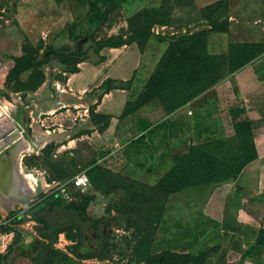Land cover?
Segmentation results:
<instances>
[{
  "label": "crops",
  "instance_id": "obj_1",
  "mask_svg": "<svg viewBox=\"0 0 264 264\" xmlns=\"http://www.w3.org/2000/svg\"><path fill=\"white\" fill-rule=\"evenodd\" d=\"M218 1L227 2V13L223 15L226 27L211 28L206 14L184 27L191 32L208 30L207 53L226 54L233 42H264V0H191L194 7L203 11ZM162 3L163 0H121L120 5L123 18L128 23L127 19L137 11L159 7ZM80 5V0L52 2L51 8H47L43 15L49 20L42 30L36 31L34 41L43 39L55 46L68 42L64 37L67 36L66 25L79 19ZM238 25L244 30H235ZM180 29L167 22L153 23L152 34L142 46L135 40L118 46H102L98 49L99 57L90 55L88 59L76 62L75 70L68 69L69 64L60 63L61 74L46 78L48 84L44 89L52 98L59 96L61 103L56 109L52 108L46 118L63 115L72 110V105H83V95L90 96L89 91L100 90L99 97L93 98L91 103L95 106L94 112L107 114V121L102 126L94 123L91 126L98 151L95 161H112L119 157L121 168H111L121 171L141 186L152 188L173 168L177 156L185 154L191 145L232 136L235 134V118L250 116L254 157L235 177L168 192L159 220V224L175 227L180 244L175 251L193 253L195 250L188 249L192 242L200 244L202 240H208L211 242L205 246V261L210 260V264H245L246 244L256 241L259 230L256 226L264 225V50L237 69L227 72L210 88L173 108L155 96L122 113L127 101L133 103L137 99L164 53L170 36ZM30 30L33 33L32 27ZM246 34L249 37H245ZM4 74L5 71L0 73L1 76ZM108 79L116 81V87L105 89L102 84ZM120 82L125 85H120ZM209 89L214 99L194 104L197 97L208 95ZM230 108L243 109L235 117ZM1 109L0 143L9 145L20 140L18 145L22 143L23 146L12 154L14 157L8 156V164L6 160L3 164L0 162V177L6 174L13 176L0 179V191L6 193L12 190L10 187L22 183L30 193L15 164L28 146L34 147L39 139L47 143L54 133L52 126H47L42 133L38 132L37 126H32L31 136H26L24 129L19 128L6 111L1 113ZM25 113L24 106L26 126ZM13 133H16L13 140L6 141ZM3 168H7V172ZM2 200L5 204L13 201L3 197ZM215 234L217 237H213ZM220 256L222 260L219 262L216 259Z\"/></svg>",
  "mask_w": 264,
  "mask_h": 264
},
{
  "label": "rangeland",
  "instance_id": "obj_2",
  "mask_svg": "<svg viewBox=\"0 0 264 264\" xmlns=\"http://www.w3.org/2000/svg\"><path fill=\"white\" fill-rule=\"evenodd\" d=\"M52 2L55 3L56 0H0V73L5 71L3 78L0 75L1 113L6 111L7 116L13 120L17 104H22L26 109V135L31 136L32 126H37L39 133L44 132L47 126H52L51 131L54 132L47 143L39 139L34 147L28 146L15 164L16 170L22 174L23 183L29 189L31 198L8 206L1 198L4 193L0 191V264H156L152 260L156 253L164 249L176 250L180 245L175 227L171 224H159L166 191L162 188L154 190L141 186L138 182L128 179L121 171L111 168H121V161L116 153L118 158H113L117 159H103L98 162L102 163L107 171H90L98 154L91 126L93 123L102 126L107 121V114L94 112L95 106L91 103L93 98L99 97L100 90L93 89L88 92L90 96L83 95V105H72L71 111L54 118H46L51 114V109H56L61 103L59 96L54 95L52 98L44 89L48 84L46 78L52 79L53 75L61 74L59 59L52 56L48 62L28 68L12 69L14 56L34 57L37 55L36 44L39 46L38 52L48 45L43 39L34 41V37L36 31L45 26L48 18L43 15L47 8H51ZM80 3L82 5L78 8L79 19L66 25L65 34L68 37L64 35L68 40L64 43L72 47L75 45L76 35L83 30L88 15L87 1L80 0ZM98 4L106 12V20L92 34L86 35L84 46L88 48L92 58L99 57L97 40L108 36H113L114 40L119 37L126 38L132 30L135 38L142 40L143 36L135 33L146 30L151 18L157 15L155 12H142L139 17L132 18L127 23L123 18L119 0H99ZM163 7L162 11L168 13L165 17L168 22L181 28L178 33L190 31L184 27L208 13L213 14L218 28L226 27V18L223 15L227 13V2L212 5L204 11L194 7L191 0H164ZM240 27L238 25L235 30H244V27ZM245 37L249 35L246 34ZM236 51L240 49L236 48ZM236 51L233 50V53ZM72 66L70 64L67 68L72 69ZM229 66L231 65L227 64L226 58L221 62H207V67L210 68L209 76L213 73L219 74L220 79L226 75ZM51 84L50 81V89ZM53 88L56 90L57 87L54 85ZM210 91L211 89L208 95L197 97L194 104L212 101L214 96ZM33 95L41 99L31 97ZM175 101H167V107ZM77 109H81L80 112H77ZM245 116L252 121L250 116ZM5 146L7 144H1L0 150ZM206 148L208 155L216 160L205 158L197 164L184 165L177 172L182 182L187 185L195 183L190 186H196L232 178L227 176L231 171L227 166L235 168L243 165L245 160L252 156L254 146L252 138L233 135L214 140ZM3 160L6 159L3 158L0 162ZM5 169L3 168V171L7 172ZM84 169L90 176L91 184L89 188L81 190L72 183L71 177ZM209 175L215 176L216 179L205 181L204 177ZM9 176L11 175L6 174L2 178ZM197 177L204 181L198 183ZM55 191L60 192V205L72 214L76 222L86 216L89 224L93 225L98 217L104 218L101 245L98 249L91 250L82 257L83 255H78L76 251L75 240L78 231L72 228L75 225L66 228H55L56 225H52L49 228L46 221L35 219V212L30 208L36 206L44 193ZM86 193H94L95 198L90 201L83 216L71 207V202H79L81 196ZM40 214L44 213L41 211ZM258 227L264 228V225L256 226ZM213 237H217V234ZM209 242L211 241L202 240L200 244L192 242L188 249L195 250L193 254L196 255L202 250H207L205 246ZM257 248H261V251L257 252ZM245 251V264H264V246L258 247L255 242H248ZM216 260L220 262L222 257ZM205 263L210 264V260L205 261V257L189 261V264Z\"/></svg>",
  "mask_w": 264,
  "mask_h": 264
},
{
  "label": "trees",
  "instance_id": "obj_3",
  "mask_svg": "<svg viewBox=\"0 0 264 264\" xmlns=\"http://www.w3.org/2000/svg\"><path fill=\"white\" fill-rule=\"evenodd\" d=\"M86 1L88 5V15L86 16L84 21L85 26L83 30L76 35L75 45L73 47L65 43L57 46L48 44L42 49L41 52H38L39 46L36 44L35 51L37 52V55H35L34 57H26L24 55L14 56L13 59L15 60V63L12 69L28 68L33 65L48 62L52 58V56H55L61 63L69 65L72 64L73 68L70 70H75L76 62L88 59L90 57V52L88 48H85L84 46L85 40L82 41L80 46H78L77 41L85 35L92 34L106 20V12L98 4L99 0ZM119 1L121 3V0ZM221 3L222 1H218L214 4V6L220 5ZM163 8V3L159 7L143 8L127 19L129 23L130 19L139 17L140 13L146 11H148L150 14H153V12H155V15L157 14L156 16L158 18H156V16H154V18H151L149 27L146 30L135 33L141 34L143 36L142 40H137L135 38V35L133 34L134 32L131 30L129 31V36L127 35L126 38L119 37L118 39L114 40L113 36H108L103 40H97V49L105 45L118 46L121 44L130 43L134 40L138 42L140 46H142L145 40L152 34L151 25L153 23H169L165 18L168 13L162 11L164 10ZM206 15L209 22L211 23V28H218V24H216L213 20V14L210 15L208 13ZM207 33L208 30L202 29L193 32L185 31L183 33L177 32L175 34H172L164 53L159 59L150 77L145 82L143 90L138 94L137 99L133 103L127 101L125 107L122 110V113L125 114L128 110L135 108V106L155 96H157L162 102L165 103H167V101L175 99L176 101L169 106V108H173L200 93L207 87L214 85L220 79L219 74L213 73L211 76H209L210 68L207 67L208 61L216 63L221 62L223 58H226L227 64L231 65L229 66L227 72H231L254 57L256 54L264 50V42H233L229 45V49L226 54H209L206 51ZM236 48L240 49V51H236ZM233 50H235L236 52L233 53ZM8 75L9 72L7 76ZM115 83L116 81L108 79L102 84V86L105 87V84H107L105 89H108L110 87H116L117 84ZM121 83L123 82H120L119 84L121 85ZM126 83H128V81ZM242 109L243 108H230V111L236 117L237 115H239V112H241ZM235 119L234 135H246L247 137L252 138L253 143V129L249 118L243 117ZM213 142L214 141L191 145L189 147V150L185 154L177 156L176 163L173 168L165 176H163V178L151 189L160 190L162 188L166 191V196L170 191L190 185H195V183L187 185V183L182 182L181 178H179V176L177 175V172H179L184 165L190 166L192 163L197 164L201 159L211 158V160H216V158L208 155V152L206 151V146ZM254 155L255 149L253 148L252 156L245 160L243 165L250 159H252ZM243 165H238L235 168L227 166L228 169L231 170L229 171V174L227 176L235 177L239 173ZM103 166L104 165L102 163H98L95 161V164L90 168V171H107V169H105ZM214 177L215 176L213 175H209L205 176L204 179L205 181H211L216 179ZM196 179L198 183L204 181H201V177H197ZM94 195V193L83 194L79 202H71V207L78 210L84 216V214H86V207L88 206L90 201L95 198ZM60 196L61 195L59 191L44 193L41 199L38 200L36 206L30 208L35 212V219L41 222H45L46 217L52 213V211L50 210L66 211V208L60 205L62 202V198ZM41 211L44 214H40ZM57 213L54 212L53 214ZM84 217L86 218V216ZM255 245L258 247L264 246V228H259ZM259 250H261V248H257V251ZM206 252L207 250H202L200 253L195 255L193 253L185 251L181 252L164 249L156 253L155 258L152 260H154L153 262L156 264H189V261L192 259H203L206 255ZM159 258L161 260H159Z\"/></svg>",
  "mask_w": 264,
  "mask_h": 264
},
{
  "label": "flooded vegetation",
  "instance_id": "obj_4",
  "mask_svg": "<svg viewBox=\"0 0 264 264\" xmlns=\"http://www.w3.org/2000/svg\"><path fill=\"white\" fill-rule=\"evenodd\" d=\"M67 210V209H66ZM52 211V215L46 217L47 227H51L52 225H56L57 227H69L70 225H75L72 227L75 231H78L77 239L75 240V244H77L76 251L78 255L84 257L91 250H96L101 245V234L102 229L104 228L103 220L104 218L98 217L95 224H89V221L85 218H81L80 221L76 222L73 218L72 214H69L67 211L60 210H50ZM57 214H53V213Z\"/></svg>",
  "mask_w": 264,
  "mask_h": 264
},
{
  "label": "water",
  "instance_id": "obj_5",
  "mask_svg": "<svg viewBox=\"0 0 264 264\" xmlns=\"http://www.w3.org/2000/svg\"><path fill=\"white\" fill-rule=\"evenodd\" d=\"M86 39V35L81 37L80 39H78L77 43H78V46L81 45L82 41H84ZM23 113H24V106L22 104L18 105L16 110H15V113L13 114V120L15 119L18 124H19V128H23L24 131L26 130V126L24 124V118H23ZM23 131V134H25V132ZM16 133H13L11 134L6 141H11L13 140V138L15 137ZM26 135V134H25ZM27 136V135H26ZM20 140H17L15 142H12V144H9L7 146H5V148H3V150H0V158H4L6 159V163L8 164V156L11 154H13L14 150L16 149L18 143H19ZM6 143V142H5ZM3 142L0 143L1 144H5ZM13 148V150H12ZM11 150V152H10ZM14 155V154H13ZM50 215L52 214H49L47 217H49Z\"/></svg>",
  "mask_w": 264,
  "mask_h": 264
},
{
  "label": "bare ground",
  "instance_id": "obj_6",
  "mask_svg": "<svg viewBox=\"0 0 264 264\" xmlns=\"http://www.w3.org/2000/svg\"><path fill=\"white\" fill-rule=\"evenodd\" d=\"M23 118H24V114H23ZM13 121H16L15 119L13 120ZM17 122V121H16ZM17 124H18V122H17ZM25 145H28V143L27 144H25ZM21 146H23V144L21 143V144H19L17 147H16V149L13 151L14 153L15 152H18L19 150H21ZM13 156V155H12ZM14 157V156H13ZM17 164V163H16ZM12 168V167H11ZM7 169V168H6ZM12 171V170H11ZM18 173V172H17ZM19 174V173H18ZM11 178H12V176H11ZM0 179H2V180H5V179H9L8 177H4V178H2V177H0ZM19 179V178H18ZM17 179V180H18ZM14 180V179H13ZM13 182H15V181H13ZM8 183V182H7ZM24 185V184H23ZM23 185H22V183H17L16 185H15V187L14 188H12V190L11 191H8L7 193H5V192H3L4 194H2V196H1V198L3 197V198H5V199H7V201H10L11 199H13V203H15V202H25V201H28L30 198H31V195H30V193L25 189V187H23ZM29 190V189H28ZM9 203V204H5V205H8V206H11V205H13V203ZM1 211H3V209H1Z\"/></svg>",
  "mask_w": 264,
  "mask_h": 264
},
{
  "label": "built area",
  "instance_id": "obj_7",
  "mask_svg": "<svg viewBox=\"0 0 264 264\" xmlns=\"http://www.w3.org/2000/svg\"><path fill=\"white\" fill-rule=\"evenodd\" d=\"M96 162H99V160H97ZM71 181L75 186H77L81 190H84L90 187V179L85 169L74 174L71 177ZM62 191H63V188H62Z\"/></svg>",
  "mask_w": 264,
  "mask_h": 264
}]
</instances>
